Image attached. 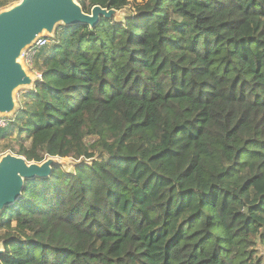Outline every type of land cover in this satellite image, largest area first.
Instances as JSON below:
<instances>
[{
    "label": "trees",
    "instance_id": "obj_1",
    "mask_svg": "<svg viewBox=\"0 0 264 264\" xmlns=\"http://www.w3.org/2000/svg\"><path fill=\"white\" fill-rule=\"evenodd\" d=\"M132 12L58 25L35 50L40 77L0 138L76 164L0 212V264H264V0Z\"/></svg>",
    "mask_w": 264,
    "mask_h": 264
},
{
    "label": "water",
    "instance_id": "obj_2",
    "mask_svg": "<svg viewBox=\"0 0 264 264\" xmlns=\"http://www.w3.org/2000/svg\"><path fill=\"white\" fill-rule=\"evenodd\" d=\"M125 9L93 6L85 12L76 0H19L0 11V116L14 113L15 91L31 89L36 80L24 67L21 56L40 36L52 37L58 25H87L96 28L101 20L121 22ZM64 166L60 158L49 157L41 163L5 154L0 158V212L15 204L27 181L51 177L53 168ZM4 249L0 248V256Z\"/></svg>",
    "mask_w": 264,
    "mask_h": 264
},
{
    "label": "rangeland",
    "instance_id": "obj_3",
    "mask_svg": "<svg viewBox=\"0 0 264 264\" xmlns=\"http://www.w3.org/2000/svg\"><path fill=\"white\" fill-rule=\"evenodd\" d=\"M18 1L19 0H9V3H8L9 5L1 8L0 11L3 10V9L9 8L10 6L14 5ZM141 1L142 0H131L129 5L125 8V15L123 14V18L133 17L134 13L132 11L135 8V4L136 3H140ZM45 36H47V35H45ZM47 39H48V43L52 42V40H50L49 36H47ZM32 52H33V47L32 46L26 48L23 51V53H22L21 61H22L23 65H24V67L29 72V74L33 75L35 77V79H37L38 72L35 69L30 68L31 65H28L26 63L27 56L30 55ZM28 91H29V89H27V88H19V89H17L15 91V100H16V103H17V107L16 108H18V105L20 106L23 103V101L26 98V95H27ZM13 114L10 115V116H3V121L6 124L5 125L6 127L7 126L9 127L10 123L13 121ZM15 139H17V135L13 131L8 133L6 138H4V139L0 138V158H1V156L5 155V154H8V153L12 154V155H16L15 154L14 142H13ZM22 141H23V143L25 145L28 144V138L23 137ZM61 161L64 163V166H62V167L64 169H66V171L71 170L76 164L73 160H71L69 158L61 159Z\"/></svg>",
    "mask_w": 264,
    "mask_h": 264
},
{
    "label": "built area",
    "instance_id": "obj_4",
    "mask_svg": "<svg viewBox=\"0 0 264 264\" xmlns=\"http://www.w3.org/2000/svg\"><path fill=\"white\" fill-rule=\"evenodd\" d=\"M48 39H47V36H40L39 38H37L35 40V42L32 44V47H33V52L27 56V59H26V63L28 65L31 64V58L35 52L36 49H39L41 47H45L46 45H48ZM40 76L37 74V78H39ZM6 124L4 123L3 121V116H0V127H4ZM6 127V126H5Z\"/></svg>",
    "mask_w": 264,
    "mask_h": 264
}]
</instances>
